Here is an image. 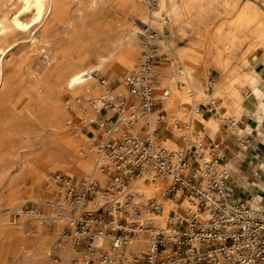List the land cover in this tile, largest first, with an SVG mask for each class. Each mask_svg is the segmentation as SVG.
Listing matches in <instances>:
<instances>
[{
    "label": "rangeland",
    "instance_id": "374dc122",
    "mask_svg": "<svg viewBox=\"0 0 264 264\" xmlns=\"http://www.w3.org/2000/svg\"><path fill=\"white\" fill-rule=\"evenodd\" d=\"M227 1L228 9L235 6L239 11L251 4L264 12V0ZM54 6L56 10H63L61 19L50 17L31 34L10 29L5 37L1 36V43L10 49L0 57V70L3 67L5 80L0 88V123H4L1 136L5 143L0 151V264L83 263L87 251L75 247L69 236L86 214L97 216L110 210V204L105 205L104 192L112 189L109 188L112 176L102 168L103 164L109 167L110 162L105 156L98 157L96 152L104 151L109 144L105 136H116L96 123L109 116L108 110L103 108L99 114L94 109L100 106L99 101L107 96L110 88L113 95L126 93L124 77L139 63L146 27L160 34L154 40L160 61L156 76L158 93L172 87L178 96L173 102L170 96L165 100V104L170 103L168 111L161 109L164 103L159 106L153 127L150 128L146 120L148 126L144 124L141 130H135L134 125V132L143 136L158 130L163 120L168 131L163 138L158 137L159 142H167L177 149L188 143L201 141L206 144L205 135H209L210 143L218 133L236 135L248 115H264V13L261 20L238 31L232 49L225 55L236 81L226 84L223 97L218 99L215 94L204 101L200 94H212L223 72L214 62L206 65L195 50L203 47L205 39L217 27L233 21L234 13L225 14L224 0H218L214 9L206 5L196 8L192 4L190 10L176 11V15L169 3L161 8L159 0H54ZM19 8L20 4L12 0H0V20ZM155 13L160 14L159 19L155 18ZM154 20H163L162 25L152 23ZM46 25L50 30L44 35L42 31ZM72 25L74 37L68 42L66 36ZM132 40L135 55L127 71L118 73L112 67H105L94 73L89 92L82 91L75 100L68 92L60 93L59 105L66 115L59 128H48L50 118L39 109L34 93L36 87L53 85V80H48L44 73L54 69L60 58L93 66L99 49L107 42H114L119 47L118 54L129 57ZM45 54L48 59H44ZM179 70H185L187 77L180 75ZM249 77L256 83L251 84ZM102 88L103 91H99ZM231 90H236L244 103L237 106L227 95ZM20 96L25 97L26 104L14 115L12 107ZM122 101L117 98L114 105L119 106ZM109 124L112 125V119ZM57 137L67 143L65 148L53 143ZM177 139L184 140L183 144L177 145ZM45 150L52 155L51 161L44 159ZM68 180L75 190L86 195L85 201L70 199L64 186ZM89 182L99 186L86 192ZM153 183L154 191L148 197L137 198L129 187L126 192L133 195V201L141 208L143 221L158 220L165 226L176 205L163 195L167 182L153 180ZM155 197L163 200L159 218L145 210L147 201ZM181 200L177 206H181ZM165 203L173 208L169 209ZM164 211L169 213L163 217ZM105 219L107 223L109 218ZM140 239H144L142 247ZM147 242L146 234H137L127 246V256L145 250ZM95 245L101 249H95L89 264H100L99 254L105 250L112 253L110 237H96Z\"/></svg>",
    "mask_w": 264,
    "mask_h": 264
},
{
    "label": "built area",
    "instance_id": "2783aa9c",
    "mask_svg": "<svg viewBox=\"0 0 264 264\" xmlns=\"http://www.w3.org/2000/svg\"><path fill=\"white\" fill-rule=\"evenodd\" d=\"M156 34L152 28H145L140 64L125 79L135 103L120 104L119 108H131L133 115L128 113L126 123L116 127L108 118L100 123L108 134H116L109 137L104 150L113 160L112 189L106 190L110 210L103 215L86 214L69 238L91 257L97 249L94 239L98 233L112 237L111 245L118 251L128 245L136 231L149 234V246L141 255L131 260L125 255L112 258L105 250L99 254L100 264H264V205H251L235 196L220 144L200 141L174 149L167 142H159L156 130L143 132V136L133 130L138 117L134 110L149 114L163 105L154 75L160 66ZM165 89L161 90L163 97L168 96ZM145 166L151 167L154 181L168 183L167 197L182 199L180 210L172 213L164 229L152 222L128 223L122 217L124 203L117 194L140 176ZM95 187L91 184L86 192ZM66 188L71 200H86L72 184ZM147 208L157 214L160 203L153 200ZM91 260L75 264H89Z\"/></svg>",
    "mask_w": 264,
    "mask_h": 264
},
{
    "label": "bare ground",
    "instance_id": "6f19581e",
    "mask_svg": "<svg viewBox=\"0 0 264 264\" xmlns=\"http://www.w3.org/2000/svg\"><path fill=\"white\" fill-rule=\"evenodd\" d=\"M12 1L19 3L20 8L17 11L10 13V15L7 16L5 19L0 20V57H4L10 49V46H4L1 43V40H2L1 36H4V35L6 36L7 32L10 29L18 33L20 32L21 34H31L34 30H36L43 23L45 25L50 17H53L55 19H61L63 17V10L62 9L56 10L54 6V0H12ZM92 1L96 2V0H92ZM217 1L218 0H159L161 8H163L166 5V3H169L172 7V13L174 15L177 14L176 11L187 12L188 10H190L192 4H194L196 8L206 5L209 9H214ZM224 5L226 6L225 8L226 15L234 13L235 17L233 21L230 23H225L217 27L214 33L209 35L205 39V43L203 47L195 50L201 56L202 61L206 65L210 64L211 62H214L221 67L222 72H223L222 79L217 84V86L214 87V91L212 94H203V95L200 94V97L204 96V101L208 99L210 100L211 97L214 96L215 94H216V98L218 99L223 97L224 96L223 88L226 87V84L231 81L233 82L236 81L235 72L229 66V63H230L229 59L226 58L225 55L228 51H230V49H232L234 41L237 38L238 31L243 27H246L250 24H255L258 20H261L263 17V13H264L261 9H258L257 7H254L251 4L244 5L243 8L239 11L235 10V6L231 7V9H228L230 4L227 0H224ZM154 16L156 19L160 18L159 13H155ZM162 21L163 20H154L152 23L156 22L157 24H161ZM49 30H50L49 26L46 25L44 26L42 32L44 35H47L49 33ZM74 32L75 30L73 29V25H72L71 30L67 32V36H66V40L68 42L73 40ZM263 33H264V29H263ZM156 35L157 36L155 37H158L160 34H156ZM35 39L36 38L34 37L33 43H35ZM130 45H131L130 46L131 48L129 50V53H130L129 57L123 54H118L119 47L114 42H107L101 47V49H99L97 53V62L93 66L86 67L83 64H79L75 62H67L66 60L60 58L61 59L60 63L56 65L54 69L52 70L48 69L49 71H46V73L44 74L47 76L48 80H53L54 82L53 85L50 84L46 88L36 87L34 89V93L36 94V100L39 105V109L47 113V115L50 118V122L47 124V127L48 128H59V126L61 125L62 119L66 115V111H62L59 105V94L60 93L68 92L71 98L75 100L76 98L81 96L82 91L89 92V85L91 84V81L95 78L93 76L94 73L100 72L105 67H112L118 73L126 72L127 69L130 67V63L134 59V55H135V48H134L133 40L130 41ZM142 48H143V44H142ZM48 57H49L48 54H45L44 59H48ZM141 57H142V53H141ZM141 57H140L139 63L135 67H133V69L128 74H126L124 77V87H125L126 93L113 95V94H110V91L112 90V88H110L107 96L103 98L102 101H99L101 103L100 106L94 109L96 113H99V114L103 108L108 110L109 116L107 118L112 119V127H116L121 123H126L127 116H128L127 108H123V107L119 108V106L114 105V100L117 98H121L123 99L121 104L123 105L129 104L130 106H133V104L135 103L131 94L129 93L127 89V86L125 84V79L127 75H129L131 72L137 69L138 65L140 64ZM158 68L154 71L155 79H156V76L159 74ZM178 73L182 76L187 77V72L185 70H179ZM246 77H248V75H246ZM248 79L251 84L256 83L253 77H249ZM173 82H174V78L172 79L171 84H173ZM4 85H5L4 72H3V67H1L0 88ZM165 90L167 91L168 96L163 97L162 92L160 93L157 92L158 96L162 99L163 103L169 96H170L169 100H172L173 102L176 96H178L176 95V90H174L172 87L166 88ZM99 91H103V88L100 89ZM227 95H229L234 100L237 106L244 103L242 97L236 90H231L230 93H228ZM25 101L26 99L24 96H20L17 98V100L15 101L12 107L14 115L17 113H20L24 109L25 104H26ZM108 103H110L111 105L109 106ZM169 105L170 103L168 105L167 103L166 104L164 103L161 109H166ZM195 109L197 110V106L195 107ZM129 110L132 111L131 108ZM134 112L136 115H138L136 122H135V130H141L144 124H146L147 126L148 124H150V128L153 127L154 123L156 122L155 116L157 113L155 112H157V110L149 114H141L139 110H134ZM129 115H133V113H129ZM146 120L148 124L145 123ZM96 123L100 127V123H98V120ZM3 126H4V123H0V151L5 145L3 141V137L1 136L2 135L1 133L4 128ZM153 131L155 130H152L151 132ZM105 138H106V141L109 139L108 136H105ZM53 143L56 146H59L61 148H65L67 145L64 139L60 137L55 138L53 140ZM45 151H46L45 152L46 154H45L44 159L46 161H51L52 155L47 150ZM96 153L98 157L100 158L105 156L107 160L110 162L109 164L110 169H108L109 167L106 164H103L102 168L108 171L111 176V172L113 169V160L111 156L108 155L102 149L97 150ZM225 166L226 168L229 169V166L227 164H225ZM71 182H72L71 180L69 182H65L64 186L65 187L69 186L70 184H72ZM91 184L99 186L97 183L89 182V184L86 185L87 188H89ZM111 184H112V179L110 178L109 188L111 187ZM153 184L154 183H153L151 167L145 166L144 169L142 170L141 175L136 178H133L130 181V183L122 191H120L117 194L118 199L124 203V208L122 210V217H124L128 223L133 222V221H139L142 223L152 222L158 229H164L167 226V225L165 226L160 225L158 220H154V221L150 220L148 222L143 221L141 219V208L139 207L138 204H136L133 201V195L126 192L129 187L130 191L134 192L137 198H140L143 196L148 197L154 191ZM106 190L104 192L105 193L104 201L107 200L105 201V205L109 204ZM163 195H166V191L164 192ZM168 198H170L173 201V203L176 205L172 213L179 211L181 206H177V205L179 204V201L181 200L180 196H177L176 198L177 201L176 199H173L171 197H168ZM153 200H156L160 203V209L157 214H151L147 208L148 204ZM243 201L250 202L251 205H255L253 202L249 200L244 199ZM164 205L169 206L170 207L169 209L173 208L172 206L166 203ZM145 210L151 216L159 218V216H161V213L163 211L162 198L155 197V198L149 199L147 201V204L145 205ZM168 213L169 212L164 211L163 217ZM165 220L167 221V219ZM140 233H144L148 237L146 249L140 252H136L134 254H129V256H127V246L136 237V235ZM100 235H104V234L102 232L96 234L95 239L96 237ZM95 239H94V246L97 249H101L100 247H97L95 245ZM130 242L128 243L127 246H125L119 251L116 250L111 245L112 253H109V252L108 253L110 254L112 258H116L118 256H124V255L125 257L130 258V257H133L134 255H141L143 252L147 250L149 246V242H150V237L144 231H141V232L136 231L134 233L133 238L130 240ZM140 242L141 243L139 244V246L142 247L143 245L142 243L144 242V239H140ZM73 243L75 244V242ZM75 247H76V244H75ZM88 260H91V257L88 254H86L83 262L86 263ZM75 263H78V262H75Z\"/></svg>",
    "mask_w": 264,
    "mask_h": 264
},
{
    "label": "crops",
    "instance_id": "0c3cea01",
    "mask_svg": "<svg viewBox=\"0 0 264 264\" xmlns=\"http://www.w3.org/2000/svg\"><path fill=\"white\" fill-rule=\"evenodd\" d=\"M205 114L209 116L206 111ZM156 131L158 137L163 138L168 125L160 120ZM205 136L210 143L209 135ZM213 141L220 144L222 162L232 167L230 184L235 196L254 204L264 203V115H248L236 135L232 132L218 133ZM182 144V140L177 139V145Z\"/></svg>",
    "mask_w": 264,
    "mask_h": 264
}]
</instances>
